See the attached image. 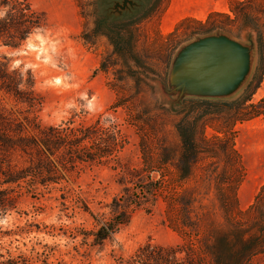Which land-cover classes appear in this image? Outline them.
<instances>
[{"label":"rangeland","instance_id":"obj_1","mask_svg":"<svg viewBox=\"0 0 264 264\" xmlns=\"http://www.w3.org/2000/svg\"><path fill=\"white\" fill-rule=\"evenodd\" d=\"M30 1L47 15L48 27L34 33L44 37V42L33 39L29 46L27 38L18 47L0 44V63H6L9 69H29L35 78V90L43 96V105L40 110L29 112L26 103L0 91V110L22 122L26 115L36 116L43 125L71 121L72 126H78L99 120L101 126L107 127L113 121L127 137L119 158L129 164V169L142 168V138L152 148L153 158L157 156L160 133L155 130L158 128H163L167 141H178L175 117H169V112L177 108L173 101L199 99V110L207 111L213 110V102H218L219 108L226 112L233 108L235 100L240 102L248 96L251 89L247 84L255 82V29L264 32V0L247 2L248 17L245 18L249 26H242V15L231 10V0H228L224 11L209 12L222 15L208 18V13L204 18L187 17L168 32H163L159 25L169 0L160 1L152 16L140 23L136 52L143 67L132 68L134 73L127 72L121 55L113 53V46L105 35L91 36L89 42L81 37L82 30L91 33L93 28V0ZM134 1L101 0V9L111 18L122 12L130 15ZM153 3L155 0H147L146 5ZM168 33L171 36L167 37ZM249 34L251 38L247 37ZM209 39L233 42L244 58L238 79L217 93L194 91L185 81L175 79L174 74L180 56L191 46ZM103 61L105 70L101 67ZM119 97L126 101L125 104L131 103V111L136 110L141 115L143 122L137 123L139 126L129 123L126 105L112 106ZM263 97L264 75L247 103H256ZM233 131L234 148L240 154L244 168L237 189L238 205L244 210L264 183V114L236 122ZM205 132L208 136L216 133L209 126ZM225 157L220 155L217 173L222 169ZM209 160L211 158L203 154L202 166ZM113 165L112 161L84 163L73 170L60 171L63 178L50 184L42 195L24 194L15 208L5 212L0 210V221H6L0 223V259L21 256L27 258L29 264H131L133 259L138 260L139 248L150 240L164 247L182 246L183 251L177 253L176 258L183 259L185 264L187 241L201 238L202 231L196 233L186 228L188 235L183 236L171 228L166 203L160 197L135 208L128 223L102 244H92L91 233L101 221L111 217L113 198L125 196L127 188L128 193L135 192L133 184L126 183L120 170L113 169ZM154 178L158 175L154 174ZM189 182L193 183V180ZM208 184L200 195L202 206L223 221L224 213L214 179ZM202 206L196 203L194 212L200 214ZM232 215L241 218L236 212ZM199 253L206 254L203 249H199ZM263 257V254L253 256L246 264H264Z\"/></svg>","mask_w":264,"mask_h":264},{"label":"trees","instance_id":"obj_2","mask_svg":"<svg viewBox=\"0 0 264 264\" xmlns=\"http://www.w3.org/2000/svg\"><path fill=\"white\" fill-rule=\"evenodd\" d=\"M160 1L155 0V3L146 5L147 0H136L130 7V15L122 12L111 18L102 11L101 0H93L92 31L88 33L82 30L80 35L86 42L90 41L91 36L105 35L113 46V53L121 55L127 72L134 73L132 68L143 67L136 52L141 35L140 23L152 16ZM247 2L251 0H231L230 3L231 10L236 15H242V26H249L245 18L248 17ZM4 6L7 12L5 18L0 19L1 45L18 47L35 32L48 27L46 13L35 8L30 0H0V7ZM217 15L222 14L211 12L208 18ZM255 31V82L247 84L251 89L248 96L240 102L235 100L233 108L226 112L219 108L218 102H213L211 112L199 110V99L180 98L173 101L177 108L169 112V117H175L174 129L178 141H167L162 133L163 128L155 130L157 134L160 133V139L157 156L153 158L152 148L142 138L143 164L140 169H129V164L120 160L119 153L127 144V137L113 121L107 127L101 126L99 120L78 126H72L71 121L43 125L36 120V116L26 115L23 124L0 110V210L5 212L15 208L24 194L32 197L42 195L50 184L63 178L60 171H70L84 163L106 164L112 161L113 169L120 170L121 177L126 183L133 184L135 192L128 193L127 188L125 196L113 198L110 204L111 217L101 221L91 233L93 245L102 244L126 225L135 208L148 200L155 202L160 197L166 203L171 228L183 236L188 235L186 228L196 233L202 231L201 238L187 241V264H246L253 256L264 255V183L258 188L251 204L241 209L237 189L244 168L233 143V126L236 122L264 114V97L256 103H247L264 75V32L259 28ZM166 36H171V33ZM247 37L252 36L249 34ZM105 66V62H101L104 70ZM0 91L26 103L29 112L40 110L43 105V96L35 90V78L29 69H9L6 63H0ZM125 103L119 97L112 106L126 105L129 123H142L141 115L136 110L131 111V103ZM206 103L212 104L209 101ZM207 126L216 133L206 135ZM203 154L211 158L204 166ZM221 154L226 155L225 162L217 173ZM197 172L200 173L196 175ZM154 174L158 178H154ZM213 179L224 213L223 221L202 206L201 192ZM191 180L193 183L189 182ZM196 203L203 207L200 214L194 212ZM233 212L241 218H236ZM199 249H203L206 254H200ZM139 251L138 260L133 259L131 264L184 263L183 259L176 258V254L183 251L182 246L164 247L147 240ZM0 264L29 263L27 258L20 256L0 259Z\"/></svg>","mask_w":264,"mask_h":264},{"label":"water","instance_id":"obj_3","mask_svg":"<svg viewBox=\"0 0 264 264\" xmlns=\"http://www.w3.org/2000/svg\"><path fill=\"white\" fill-rule=\"evenodd\" d=\"M244 58L231 41L209 39L191 46L175 65V79L194 91L217 93L241 75Z\"/></svg>","mask_w":264,"mask_h":264},{"label":"crops","instance_id":"obj_4","mask_svg":"<svg viewBox=\"0 0 264 264\" xmlns=\"http://www.w3.org/2000/svg\"><path fill=\"white\" fill-rule=\"evenodd\" d=\"M228 0H169L168 8L160 21L163 32L170 31L187 17L204 18L210 11H224Z\"/></svg>","mask_w":264,"mask_h":264},{"label":"clouds","instance_id":"obj_5","mask_svg":"<svg viewBox=\"0 0 264 264\" xmlns=\"http://www.w3.org/2000/svg\"><path fill=\"white\" fill-rule=\"evenodd\" d=\"M6 12H7V7L6 6L0 7V19H4L5 18ZM33 39L39 40V41H41V43L44 42V37L40 36L37 33V34H34L33 36H31V37L28 38V44H29V46H31V43H32V40ZM0 223H6V221H0Z\"/></svg>","mask_w":264,"mask_h":264}]
</instances>
